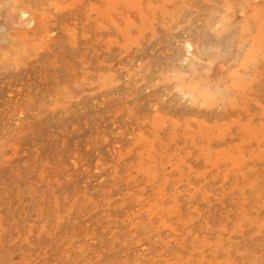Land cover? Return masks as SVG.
<instances>
[{
    "label": "rangeland",
    "instance_id": "1",
    "mask_svg": "<svg viewBox=\"0 0 264 264\" xmlns=\"http://www.w3.org/2000/svg\"><path fill=\"white\" fill-rule=\"evenodd\" d=\"M0 264H264V0H0Z\"/></svg>",
    "mask_w": 264,
    "mask_h": 264
}]
</instances>
